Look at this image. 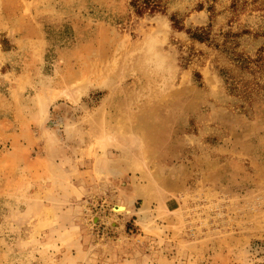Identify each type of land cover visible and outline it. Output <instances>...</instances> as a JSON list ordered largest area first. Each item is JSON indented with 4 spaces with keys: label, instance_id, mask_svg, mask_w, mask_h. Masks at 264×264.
I'll list each match as a JSON object with an SVG mask.
<instances>
[{
    "label": "rangeland",
    "instance_id": "374dc122",
    "mask_svg": "<svg viewBox=\"0 0 264 264\" xmlns=\"http://www.w3.org/2000/svg\"><path fill=\"white\" fill-rule=\"evenodd\" d=\"M168 1L0 0V264H264V0Z\"/></svg>",
    "mask_w": 264,
    "mask_h": 264
},
{
    "label": "trees",
    "instance_id": "16d2710c",
    "mask_svg": "<svg viewBox=\"0 0 264 264\" xmlns=\"http://www.w3.org/2000/svg\"><path fill=\"white\" fill-rule=\"evenodd\" d=\"M130 6L133 8V11L139 15L143 16L145 14H167L170 7L168 0H130ZM202 7V6H201ZM169 19L172 21V24L175 28L181 29L182 24L180 19L177 17V13L174 12L171 14ZM194 37L199 35L198 33H193Z\"/></svg>",
    "mask_w": 264,
    "mask_h": 264
}]
</instances>
